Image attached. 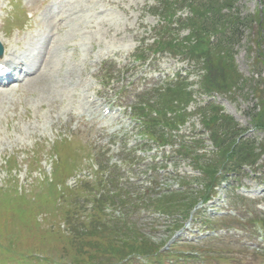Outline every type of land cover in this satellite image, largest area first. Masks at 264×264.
I'll return each mask as SVG.
<instances>
[{"label":"rangeland","instance_id":"rangeland-1","mask_svg":"<svg viewBox=\"0 0 264 264\" xmlns=\"http://www.w3.org/2000/svg\"><path fill=\"white\" fill-rule=\"evenodd\" d=\"M68 1L69 4L65 6L64 11L70 12V17L64 18L66 16L64 12L62 18H58L61 15L54 14L53 5L49 0H19L21 3L19 10L24 16L27 26L21 31L17 28L20 23L16 21L13 22L11 30L6 28L7 15H20L16 13V10L9 12L12 10L10 2L14 1L0 0V42L5 47V54L7 56L13 48L20 53L25 48L27 41L33 37L36 40L40 39L39 41L47 40L53 23L58 21L62 26L58 31L57 40L59 44L63 45L57 48L56 56L65 55L70 58L73 55V59H69L70 64H78L77 67L74 65V75L93 83L97 101L100 100L107 104H120L123 117L114 124L113 130L106 127L103 121H99L98 118L94 121H87L86 117L77 116L78 104H75L67 114L59 112L63 100L54 89L65 90L66 88L61 86L58 81H50L49 77L43 74L42 69V74L36 80L34 78L26 80L24 84L10 94L9 100L7 99L0 105V189L6 187L5 193H9L12 185H8L9 172L7 171H9L10 166L8 164L5 167L3 159L6 156H11L10 162L17 163L18 165H14V167L19 169L16 174L19 181L17 185H14V189L21 185L22 192L25 194L24 198L29 205L31 206V201L36 197L35 194L37 196L38 193L47 194L48 190L44 183L36 182L43 178V168L49 164L42 161L44 154H39L40 172L37 171L38 167L31 172L23 171V165L27 162L25 156L34 152V148L46 146V144L55 139L60 140V138L70 139L69 149L78 151V154L71 151L65 152L67 158L70 159L66 173H70V175L76 169L87 167L89 160L100 168V163L105 162L104 159L102 161L100 158L102 155L104 158L109 157L113 163L123 161L126 156L120 154V149L124 142L126 141V144L128 141L131 156H134V151L141 150L144 153H142L143 157L140 156L142 159H138L135 163L137 165L130 168L128 176H125L137 181L138 188L141 187L146 190L150 186L149 183L156 182L155 192L167 191L176 189L179 183L193 180L190 187L199 193L203 191V188L198 185L200 174L192 170L190 160L178 156L175 150L179 148V140L207 139V135L203 134L204 131L199 123V117L195 115V110L208 102L219 106L222 113L232 118L240 129L247 130L245 136L248 139L254 140L258 144L264 143V132L256 130L250 124V114L254 112L257 98L252 96L250 91L247 94L245 90V87L254 83L260 85L261 91L264 90V88L261 89L262 85L264 86V64H262L264 46L261 47V44H264V38L261 34L264 30V22L262 19L258 20L261 18L259 16L261 7L257 0H238L233 8L234 14L239 16L241 25H243L238 29L240 38L235 42L233 48V65L240 78L247 81L245 87L239 86L237 89L234 88L225 93L223 91L211 92L208 93L212 94L209 96L200 89V82L205 75L202 63L194 62L183 55L175 57L166 52L161 53L163 51L154 48L153 42L157 38V34L160 33L161 28L159 27H162L163 24V18L156 11L160 7L161 0ZM14 8L16 9L17 6ZM188 13L189 10L186 7L178 9L173 21L185 18ZM173 28L176 30V26ZM188 33V30L180 29L175 36L182 39ZM139 52L142 53L143 59L146 58V61L133 63L135 62V55L139 56ZM105 74L111 75V78H115L117 83L115 82L113 85L110 83L109 87L104 90L100 88L97 80L105 81L102 78ZM177 75L181 77L176 84L183 83V87L180 92L177 91L174 97L172 95L174 89L168 90L162 84ZM229 76L230 74L225 78L228 79ZM127 84H130L128 87L130 91L137 87L148 88L154 84L157 85V88L155 85L153 89L142 92L137 103L133 101V92L128 98L120 101L117 98L118 92L122 90L120 89L122 86ZM186 93L192 95V101L188 106L181 104L178 99L184 100ZM185 101L188 103L189 100ZM133 104L136 108H139V105H144L143 110L138 109L136 111L140 117L146 116V114L153 117L152 112H162L161 117H153L155 121L161 123L166 120L172 121L175 114L179 112L178 117L184 114L183 112L190 114V117H187V123L183 127L178 128V132H172V135L176 137L174 141L171 139L173 144L161 148L155 144L145 146L138 139L140 135L138 127L128 119L129 114L126 108L129 105L133 106ZM184 107H187L186 111L183 110ZM169 108H173L174 114L172 116H166V113L171 111ZM119 128V131H115ZM203 148L200 153L213 150L209 141L205 142ZM85 154L88 155L87 158L81 160ZM35 156L37 155L35 154ZM79 156L80 162L77 161ZM37 159L39 160V157ZM263 165L264 155L253 169L256 170ZM156 166L165 168V172L155 176L154 169ZM243 170L240 177H231L222 183L212 201L193 209L188 215L189 221L187 222H184L186 217L182 213L169 219L158 217L148 209H142L134 212V224L143 230L151 243L156 245H164L167 242L171 247L174 244L172 239L175 240L176 244L172 246L173 250H169V253L181 254L184 252V255L196 251L204 253L207 248L212 247L220 249L223 252L221 253L222 258L225 257L226 259L212 264H260V261H255L262 257L264 251L261 250L262 243L255 237H251L252 229L248 226L245 228V225L249 219L247 217L249 210L256 214L264 212V176L255 175L256 173H253L248 167H244ZM123 180L124 177L122 182ZM123 187L125 190L127 185ZM5 193L1 192L2 195ZM1 194L0 264H26L29 262L27 257L34 255L30 251L51 257L57 262H71V251L62 246L58 247L59 244L47 243L41 239L47 234V230L56 231L57 225L55 223L56 221L62 222L60 219L47 218L45 220L42 215L41 231H34L28 227L27 221H23L22 230L17 232L19 221L13 219L9 223L10 207L8 211V206ZM59 194H61V189ZM133 194L138 195V192L133 190ZM243 200L245 201L243 202ZM245 206L250 209H245ZM232 211L237 213V219L244 225L243 232L237 229L215 231L216 234L203 232L199 220H203V218L213 220L215 217L232 213ZM55 216V214L52 215V217ZM183 222L180 232L175 234L172 230L175 228L172 225L180 224L181 226ZM10 229H14L17 234L23 233L29 237L30 240L24 243L27 249L15 241L16 239ZM173 233L175 235L180 233L181 235L175 238ZM203 236H218L222 239L221 241H212L210 244L200 242L196 247L187 245L188 240L195 244V241L199 242ZM233 258H236L234 262Z\"/></svg>","mask_w":264,"mask_h":264},{"label":"trees","instance_id":"trees-1","mask_svg":"<svg viewBox=\"0 0 264 264\" xmlns=\"http://www.w3.org/2000/svg\"><path fill=\"white\" fill-rule=\"evenodd\" d=\"M237 1L161 0L160 7L156 10L165 21L166 26H162L159 30L160 33L157 34V38L153 42L154 48L172 56L183 55L194 62L202 63L205 75L200 82V87L206 93L230 92L239 86L245 87L247 82L235 72L233 65V48L235 42L240 38L238 29L243 26L239 16L233 12ZM259 4L261 18L258 20L262 19L264 22V0H259ZM182 7L188 8L189 13L184 20H179L178 28L174 30L171 28L172 19L176 11ZM160 8L161 11H159ZM180 29L189 32L182 39L175 36ZM261 34L264 38V30ZM262 46L264 44H261ZM228 74L230 76L227 79L225 77ZM182 87L180 84L167 89H174L172 95L175 97L177 91L180 92ZM263 88L262 85L261 89ZM245 90L247 94L250 91L252 96L257 98L254 112L250 114V124L253 128L264 132V90L261 91L260 85L255 83L245 87ZM189 98L190 94L186 93L184 100L178 99L180 103L186 104L185 100H189ZM199 115L202 128L208 133L210 141L216 147V152L207 159H202L194 154L191 157L193 168L201 174L200 182L203 192H200L198 197L206 201L214 194L213 189L222 180L242 171L245 166H255L264 155V143L258 144L245 138V130L240 129L232 118L224 115L218 106L208 104L199 110ZM177 118L178 122H182L184 116L181 115ZM149 122V136L156 143L162 145L165 136L161 132L160 134L154 132L155 121L153 119H149ZM174 123H170L168 120L164 122L168 128H171ZM190 148L183 145L185 153L190 152ZM192 195L191 189L188 188L184 192L160 194L154 200H140V204L160 211L164 216L173 217L179 213L185 216L198 198ZM117 197L101 198L102 200L97 201V216H92L88 224L84 222L79 224L80 213L75 210H81L80 205L77 208L71 202L70 207L74 206V208L72 210L66 208L67 210L64 212L66 231H54L50 236L59 244L58 247L62 246L72 252V260L68 264H127L124 261L135 255L151 256L159 252L158 247L154 246L143 230L133 222L128 220L119 222H106L107 220H105L102 222V205L99 204ZM259 221L264 230V217ZM217 253L216 249L206 253L204 258L208 264L222 258ZM230 259L232 258L230 257ZM235 260L236 258H233V262Z\"/></svg>","mask_w":264,"mask_h":264},{"label":"bare ground","instance_id":"bare-ground-1","mask_svg":"<svg viewBox=\"0 0 264 264\" xmlns=\"http://www.w3.org/2000/svg\"><path fill=\"white\" fill-rule=\"evenodd\" d=\"M47 46H48V44H46L45 50H44V47H42L40 52L38 50V52H37V54L35 56L30 57V58L28 56L26 57V60L28 61V63L24 65V66H26L25 69L21 68V71L22 72H29L28 75L30 76V78H28V79H33L34 78L36 80L37 77L42 74V69H43V72L48 69L52 73H57L55 62L57 60H60V58L52 59L51 53L53 52V50H55L54 46H50L51 53H48V55H45V51H46ZM43 50H44V53H43ZM47 50H49V49H47ZM11 64L15 65V62H11ZM28 79H26V80H28ZM16 81H18V80H16ZM57 81H58V83L61 84V86H64L65 88L68 87L67 85L69 83H70L69 85H72V82H70V80L68 81V84H67L66 78L64 76H62V75L58 76V80ZM11 83H13V82H9L8 83V87L0 85V102L1 103H3V101L6 99V97H7L6 95L14 90L12 88H9V85H11ZM55 86L56 85L54 84V87ZM66 108H69V107H66Z\"/></svg>","mask_w":264,"mask_h":264}]
</instances>
